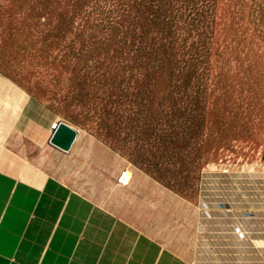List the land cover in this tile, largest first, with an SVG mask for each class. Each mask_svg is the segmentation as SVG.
Instances as JSON below:
<instances>
[{
	"label": "rangeland",
	"instance_id": "1",
	"mask_svg": "<svg viewBox=\"0 0 264 264\" xmlns=\"http://www.w3.org/2000/svg\"><path fill=\"white\" fill-rule=\"evenodd\" d=\"M0 76L82 130L83 175L64 178L95 200L101 150L104 187L117 160L188 199L208 169L264 174V0H0ZM47 137L28 155L56 170ZM248 197L263 209L264 184ZM254 217L245 254L204 262L264 264Z\"/></svg>",
	"mask_w": 264,
	"mask_h": 264
},
{
	"label": "crops",
	"instance_id": "2",
	"mask_svg": "<svg viewBox=\"0 0 264 264\" xmlns=\"http://www.w3.org/2000/svg\"><path fill=\"white\" fill-rule=\"evenodd\" d=\"M6 90L13 107L6 104L9 113L0 118V264H206L209 254L247 252V213L264 234V208L247 207L249 190L264 184V174L208 169L188 199L135 169L127 168L130 184L120 185L124 168L117 160L122 168L104 187L100 176L110 168L101 150L91 153L92 180L103 199L91 198L64 178L83 175L85 151L59 154L56 170L28 155L61 119L0 76V102Z\"/></svg>",
	"mask_w": 264,
	"mask_h": 264
},
{
	"label": "water",
	"instance_id": "3",
	"mask_svg": "<svg viewBox=\"0 0 264 264\" xmlns=\"http://www.w3.org/2000/svg\"><path fill=\"white\" fill-rule=\"evenodd\" d=\"M79 131L64 120H60L55 131H51L47 144L55 150L69 154L76 145Z\"/></svg>",
	"mask_w": 264,
	"mask_h": 264
},
{
	"label": "built area",
	"instance_id": "4",
	"mask_svg": "<svg viewBox=\"0 0 264 264\" xmlns=\"http://www.w3.org/2000/svg\"><path fill=\"white\" fill-rule=\"evenodd\" d=\"M52 131L56 130V126L55 124H53V126L51 127ZM224 172H230L229 170H227V168L223 169ZM120 178L118 179V183L122 186H127L130 184V182L132 181V177L133 175L130 173V171L128 169H124L121 173H120Z\"/></svg>",
	"mask_w": 264,
	"mask_h": 264
},
{
	"label": "bare ground",
	"instance_id": "5",
	"mask_svg": "<svg viewBox=\"0 0 264 264\" xmlns=\"http://www.w3.org/2000/svg\"><path fill=\"white\" fill-rule=\"evenodd\" d=\"M55 126H56V129H57V127H58V123H56ZM49 136H50V135H49ZM48 139H49V138H48Z\"/></svg>",
	"mask_w": 264,
	"mask_h": 264
}]
</instances>
